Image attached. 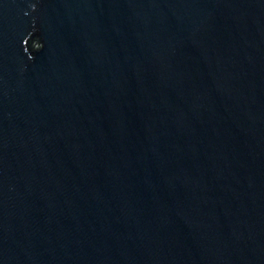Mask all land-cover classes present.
<instances>
[{"label": "water", "instance_id": "water-1", "mask_svg": "<svg viewBox=\"0 0 264 264\" xmlns=\"http://www.w3.org/2000/svg\"><path fill=\"white\" fill-rule=\"evenodd\" d=\"M0 264H264V0H0Z\"/></svg>", "mask_w": 264, "mask_h": 264}, {"label": "trees", "instance_id": "trees-1", "mask_svg": "<svg viewBox=\"0 0 264 264\" xmlns=\"http://www.w3.org/2000/svg\"><path fill=\"white\" fill-rule=\"evenodd\" d=\"M36 41H37V39L35 40V42H36ZM35 42L32 43V46H33V47L36 46V43H35Z\"/></svg>", "mask_w": 264, "mask_h": 264}]
</instances>
